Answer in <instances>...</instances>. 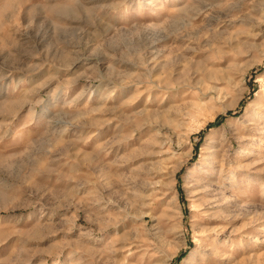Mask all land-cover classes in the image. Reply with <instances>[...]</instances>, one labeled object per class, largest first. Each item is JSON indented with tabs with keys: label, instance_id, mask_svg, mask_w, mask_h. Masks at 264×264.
I'll use <instances>...</instances> for the list:
<instances>
[{
	"label": "rangeland",
	"instance_id": "obj_1",
	"mask_svg": "<svg viewBox=\"0 0 264 264\" xmlns=\"http://www.w3.org/2000/svg\"><path fill=\"white\" fill-rule=\"evenodd\" d=\"M260 106L264 0H0V264H264Z\"/></svg>",
	"mask_w": 264,
	"mask_h": 264
},
{
	"label": "bare ground",
	"instance_id": "obj_2",
	"mask_svg": "<svg viewBox=\"0 0 264 264\" xmlns=\"http://www.w3.org/2000/svg\"><path fill=\"white\" fill-rule=\"evenodd\" d=\"M259 108H260L261 111L264 112V106H263V107L260 106ZM212 200H213V199H212ZM212 203H213V202H212Z\"/></svg>",
	"mask_w": 264,
	"mask_h": 264
}]
</instances>
